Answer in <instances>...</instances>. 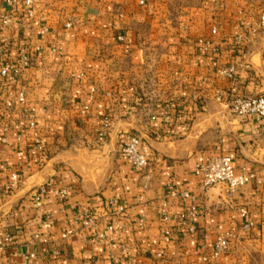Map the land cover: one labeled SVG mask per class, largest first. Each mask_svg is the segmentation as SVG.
<instances>
[{"label": "crops", "instance_id": "1", "mask_svg": "<svg viewBox=\"0 0 264 264\" xmlns=\"http://www.w3.org/2000/svg\"><path fill=\"white\" fill-rule=\"evenodd\" d=\"M23 2L0 0V70L22 50L33 57L14 81L0 74V240L13 238L0 264H255L264 119L236 116L230 103L264 94V34H252L264 0H35L32 18ZM230 66L234 81L219 74ZM129 134L148 167L123 158ZM221 155L255 174L232 196L224 185L202 190L195 174ZM170 185L196 198V233L163 220L193 203ZM119 223L120 236L107 230ZM225 235L229 250L212 256Z\"/></svg>", "mask_w": 264, "mask_h": 264}, {"label": "built area", "instance_id": "2", "mask_svg": "<svg viewBox=\"0 0 264 264\" xmlns=\"http://www.w3.org/2000/svg\"><path fill=\"white\" fill-rule=\"evenodd\" d=\"M9 4L13 3V0H8ZM35 0H24L23 2V12L30 18L34 16L33 13V5ZM3 23L5 25H9L10 18L5 17ZM69 26V25H68ZM252 34H264V12H262L259 16V19L252 30ZM118 41L123 42V36H118ZM243 36H237V40L242 42ZM201 44L210 45L209 42L201 41ZM33 57L32 54L28 50H22L20 52L19 58L15 63H8L5 64L1 70L0 74L3 78L14 81L20 74L22 69L29 68L32 65ZM219 74L225 77L228 80L234 81L236 80V72L233 66H230L224 70H220ZM18 102L22 105L26 103V92L24 90H20L17 95ZM7 108H12L13 104L8 102L6 104ZM230 110L231 112L239 117H261L264 119V94L254 95V96H246V97H239L231 101L230 103ZM1 115V112H0ZM30 128H35L34 123H30ZM104 127L106 130L110 127V120L108 117L104 120ZM102 139H103V135ZM20 140V138H18ZM141 139L139 136L134 134L127 135L125 142H124V150H123V158L129 161L133 168H146L149 165V161L143 156L141 150ZM34 147L38 151L43 150V146L41 140L39 138L34 139ZM21 155V154H20ZM7 171V168L0 164V174ZM195 174L201 178V188L202 190H207L209 188L224 185L227 187L228 194L232 196L235 191L248 184L252 179L255 178L254 173H241L237 174L235 170V165L232 157L228 155H221L210 159L207 163L198 164L195 167ZM12 178L14 181L17 180V175L13 174ZM170 196L172 198H182L184 200L192 201V205L186 213L179 214V215H170L168 213L163 214V220L165 222L174 221L179 222L187 232L194 234L197 231L196 228V219L199 215V208L196 205V198L188 191L178 192L175 190L172 185L169 186ZM48 193H55L58 196H66L67 192L65 190L61 191H53L50 189ZM42 195H46V190H41ZM35 204L37 207L41 204V198L38 195L35 198ZM167 203H164V207H167ZM90 218L88 219L86 225H90L93 223L94 217L93 214H89ZM245 217V215H243ZM141 224L144 223V218L141 220ZM253 227L252 223H246L244 225L245 229H249ZM125 227L122 223L116 224L115 226H109L107 230L109 232H113L116 235L120 236L124 231ZM106 236L105 234H101L98 236L100 239H104ZM12 236L10 234H6L2 240H0V249H2L6 244L12 242ZM165 242H171V232H165ZM230 247L229 243V236H219L214 243V247L212 250V256L219 257L225 254ZM27 259H34L35 255H29L26 257ZM207 260V257L204 258ZM113 264H121L118 262H114ZM122 264H137V263H122Z\"/></svg>", "mask_w": 264, "mask_h": 264}, {"label": "rangeland", "instance_id": "3", "mask_svg": "<svg viewBox=\"0 0 264 264\" xmlns=\"http://www.w3.org/2000/svg\"><path fill=\"white\" fill-rule=\"evenodd\" d=\"M252 96H254V95H252ZM255 264H264V255H262V254L258 255L256 257Z\"/></svg>", "mask_w": 264, "mask_h": 264}]
</instances>
